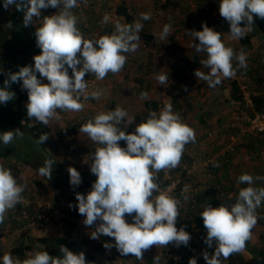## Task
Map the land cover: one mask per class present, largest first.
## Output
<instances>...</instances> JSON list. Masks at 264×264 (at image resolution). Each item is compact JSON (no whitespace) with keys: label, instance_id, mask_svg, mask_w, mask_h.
<instances>
[{"label":"clouds","instance_id":"1","mask_svg":"<svg viewBox=\"0 0 264 264\" xmlns=\"http://www.w3.org/2000/svg\"><path fill=\"white\" fill-rule=\"evenodd\" d=\"M166 2L167 0L164 4ZM3 6L5 9L15 6L17 11L22 12L25 27L33 24L34 17L37 20L41 18V9H58L56 14L43 16L42 22L36 27V46L40 49V54L33 57L34 65L23 66L17 72H10L4 86L0 87V104H7L15 97V93L9 90L11 84L22 81L21 87L27 90L28 94L27 117L35 118L44 125H48L53 118L59 119L58 113L61 111H82L83 104L89 98L86 79H96L98 83V80H103L109 73H119L127 60L124 53L133 52L137 48L135 41L141 28L139 23H136L135 27L117 23L115 30L109 35L98 39L84 38L77 27L78 18L72 12L73 8L79 12L84 9L78 8V0H4ZM152 6L153 17H158L155 15L156 6ZM219 13L230 25L231 38L240 39L252 31L254 17L264 19V0H219ZM84 16L85 13L82 17ZM164 16L165 12L160 17ZM141 18L148 20L151 16L142 13ZM192 18H196L195 14ZM109 19V15L105 14L104 23ZM83 21L87 23V18L84 17ZM201 25L202 31H199L197 26ZM11 26L10 23L9 27ZM194 27V31H189V35L199 43L193 44V47L196 52L207 54V58L200 60V63L210 69L207 73L195 71V76L205 81H200V84L206 85L207 82L210 87H215L222 79L234 77L237 71L233 67L234 59L238 61L239 67L247 66L246 55L242 51L237 54L232 47L226 46L220 32L203 22ZM169 34L170 25H165L160 38L166 39ZM89 73L95 76L85 77ZM43 78H46L48 83H43ZM156 80L160 85H165L169 75L161 73L156 76ZM173 82L179 85L177 80L170 79L167 86L178 87ZM228 82L232 83L230 79ZM205 85H202L203 88ZM99 88L101 90L100 85ZM101 92L93 91L90 95L99 99ZM82 96L86 99L83 103L80 102ZM147 96V92L141 93L142 98ZM243 99L245 101L244 92ZM246 103L249 106V103ZM250 105L252 108V102ZM159 107L162 109L159 112L150 111L148 118L139 123L133 133L121 129L120 125L128 114L117 106L114 110L101 112L81 124L77 135L75 134L79 136L76 139L78 142L85 134L95 143L92 146L98 147L92 154L90 165V171L97 179L86 195L75 193L78 202L75 207L78 211L74 209L78 212V217H84L85 226L91 227L100 221L91 232V239L97 240L100 236L113 238L114 244L104 243L106 249L115 247L121 255L131 254L137 260H143L144 252L152 246H187L191 239L184 228L178 230L176 227L180 201L170 196L167 190H161L155 181L158 173L162 175V180L164 172L168 174V170L179 165L185 146L195 140V132L173 111L171 102ZM132 122L133 118L128 124ZM23 135L19 128L4 131L0 133V142L7 146L14 139L23 138ZM47 139L48 135L42 134L37 143L43 144ZM120 141H125L126 144L121 147ZM53 163V160L46 159L38 169V174L51 180ZM68 172L70 185L78 186L81 183L80 173L74 167H69ZM175 178L177 177L170 179ZM260 179L262 178L255 177V180ZM238 182L249 186L239 190L234 204H221L219 207L207 205L200 213L207 231L204 243L208 247L215 243L212 255L206 251L202 253L206 264H221V257L226 260L234 253L242 252L251 238V230L257 223L256 210L263 206L264 187H252L254 177L247 173L240 175ZM24 190L25 186L17 182L11 170L0 164V224L4 222L8 211L23 200ZM185 199L188 197L185 196ZM69 207L73 205L70 204ZM126 215L132 217L131 223L126 221ZM59 251L62 256H50L47 251H36L29 253L28 258L23 261L5 253L2 262L86 264L83 252L74 253L64 245H60ZM154 260L155 264H160L159 256H155ZM189 264H197L196 258H191Z\"/></svg>","mask_w":264,"mask_h":264},{"label":"rangeland","instance_id":"2","mask_svg":"<svg viewBox=\"0 0 264 264\" xmlns=\"http://www.w3.org/2000/svg\"><path fill=\"white\" fill-rule=\"evenodd\" d=\"M113 1L116 4L117 0H113ZM132 1H136V0H132ZM182 1L185 5L184 7L181 6V8L184 9L185 14L190 15L193 12H198V15L195 17L199 20V22L206 23L208 26L212 25L211 26L212 29L217 32L221 31L222 41L225 43L226 46L232 47L237 54H239L242 51L246 55V65H247L246 67L244 68L239 67L238 61L235 59L233 60L232 63H233V67L237 69L238 74L240 73L243 76H246L247 79H248L249 73H251V76H254L255 81L253 82L245 81V85L249 86V89L245 91V94H244L246 95L248 100H250L253 103L252 94H254L255 96H262L258 94H264V56L261 54V52L264 54V36L260 34L257 28L255 27V25H253L252 31H250L252 35V40H253L252 43H250L249 45H242L239 41L240 39L231 38V35L229 33L230 25L223 17L220 16L219 9L212 8L213 4L215 5L219 4L218 0H205V2H207V5H205L206 6L205 10H201L200 8L202 5V2L197 3L194 1L191 3L193 5L190 8L189 1L191 0H182ZM201 1H204V0H201ZM85 2H87V0H85ZM85 2L84 0H78L79 8H82ZM170 2H171L170 0H167L168 5ZM99 3H102V2H99ZM141 3L144 8L143 13H147L151 16V18H153L152 3L149 0H141ZM12 8L14 9V6H10L8 8L9 13L11 14L13 12ZM208 8H210V11L207 10ZM53 9H56V8H52V10ZM169 9H170V5H169ZM191 9H193V11H191ZM164 12L167 18L166 21L164 22H162V20L165 19L164 17L155 16V18L159 19V24H156L157 25L156 31L158 33L162 32L163 27L165 25H170V28L174 27V25L172 24L174 23L173 20L175 19L170 15V11H164ZM84 13H85V9H82L80 12H78V16L82 17ZM171 18L173 20H171ZM6 20L7 22L9 21L8 18ZM41 22H42L41 18L37 20V18L34 17L33 24L29 26L30 28L29 27L22 28L20 31L18 32L16 31V33L14 31V35L17 36V39H14V43L17 46L16 47L17 56L16 58L13 59V61L16 62L17 65H19V68L23 66H27V65H34L33 57L35 55H38L39 48L36 46V38L35 36L31 34L30 29L31 27L32 28L38 27ZM99 24L103 26V23H99ZM88 27L89 26L87 24L84 28H88ZM189 29H190L189 31H193V29H195L194 24L190 23ZM224 36L226 40H224ZM189 38H190L189 39L190 49L194 52V54L195 55L200 54V56H204L207 58L206 53L204 52L198 53L193 47V44L199 41L194 40V38L191 37L190 35H189ZM158 40L160 41V44H165L164 40L168 42L167 39H161L160 37H158ZM170 42L174 43L173 40H170ZM155 47L160 50H163V52L165 53V50L158 43L155 44ZM20 51H22V53H20ZM254 51H255V54H257V56L259 54V56L262 57V58L259 57L260 59L258 63H254L251 61L254 59V57L256 58V55L252 53ZM7 53L8 51L6 50V48L0 45V61L4 59V56ZM159 54H163V53L160 52ZM190 54L189 56H186L184 60L189 59ZM17 71L19 70H16L15 72ZM209 71L210 69L207 70V72ZM10 72L13 73V71L9 69L3 74V77H5V80L8 78V74ZM193 72L194 73L189 74V78L193 77V81L188 82L189 83L188 96L190 99L194 98L193 103H195L196 99L198 98L200 101L206 98L207 102L209 101L211 102L214 98H216L218 103L222 104V105L221 104L217 105L219 110H223L224 108H226L227 104H224V101L227 98H229L230 91H231V86H229L230 83L228 82L229 78L222 79V82L219 85H216L215 87H210L207 82H206V85L205 83H201L202 85H205V87L195 92L193 88L194 86H197L199 79L195 76V71ZM204 72L207 73L206 70H204ZM152 73L153 71H151L149 74H152ZM69 75H71L70 70H69ZM120 75H122V73ZM135 75L138 76L139 73L136 71ZM152 76L153 75L149 77H152ZM129 77L130 75H128V78ZM170 79L174 80L171 75H169V80ZM256 80L260 81L259 82L260 84L257 83ZM200 81L205 82L203 80H199V82ZM167 84L160 85L161 87L160 91L164 89L171 91L172 88L170 86H167ZM173 84H176V83L173 82ZM177 85L178 84H176V86ZM9 90L11 91V88H9ZM100 91H102V89ZM152 91L156 92V88L152 89ZM13 102H14V99L9 101L7 104H0V133H3L4 131L13 130L14 127L16 129L20 128V130L24 133L23 137L25 139L22 141L21 140L22 138H16L12 141L11 144L7 146H5L2 142H0V151L3 149H10V153H8L7 157L0 156V164H2L5 168L10 169L14 177L17 179V182L25 186V190L22 193V196H23L24 202L29 203V209L25 210V212L27 213V218H22V217L19 218L18 216L17 218H15L13 215H11L12 212L8 211L4 222L0 224V264H3L2 258L5 253H10L14 258H18L17 256L12 254V250L20 245L26 246V245L31 244L32 238L42 237L44 239H49V238L55 239V238L64 237L66 239L65 245L67 246L69 250L71 249L69 244L75 239L81 243L82 242L87 243L89 241L97 242L98 240H102V241L110 240L111 238L106 237V236H100V238L97 240L91 239L90 234L95 229V227L100 223V221L98 220L96 224H94L91 227L85 226L83 224V221L80 220L82 216L78 217L77 213L75 212L76 210L73 207L71 208L69 207L70 204L71 205L75 204L76 206L78 203L76 200H74L75 195L73 196L72 194H75L77 190L80 188L78 192L86 195L91 190V186L93 182L96 180L95 178H92V177L90 178L92 180L89 182V185H88L89 188L87 186L81 187L80 185L73 187L72 185H70V182H69L70 181L69 172H66L64 170H59L58 168H56L55 162L53 164L51 180L40 176L38 172H36V170L24 164L25 159L28 160L29 156L31 157L29 159L30 162L32 161L36 162L37 166L40 163L39 162L40 160L37 161V153L41 151V148L38 146H35L36 142L31 138L32 132L29 130V126H33L34 124L37 123V121L35 120V118L29 119L27 117V109L26 107L22 108V103H21L20 108H16ZM90 102H91L90 100L86 101L83 104L84 108L88 107ZM242 107H243V111H246L249 114L252 113L253 104L251 108V105L249 104L248 106V104L244 101V104H242ZM196 109H199L201 114H205V118L207 120H206V125H204V124H199L197 120L194 119V117L190 115V113L186 117V119L189 121L192 127H194L195 125L199 127L197 128L195 126L196 128H193L196 134L201 135L203 132L205 134L202 140L198 142H193L192 145H188L190 149L193 148L194 157L196 156L199 157L196 163V167L193 170L195 173V175L194 174L193 175L196 180L195 181L193 179V181L196 183L199 182V184H197L198 187H195V186L194 187L195 188L201 187V188H205L206 190L208 189L210 190L212 189V187L216 189V187L218 186L220 188L222 187L225 188L221 180H219V182L215 181L214 184L210 186L207 180H209L211 176H207V175L209 174V169H213L214 166L220 167L221 162H224L226 160V157L228 155V153H226V148L228 145H232L233 141L229 140L228 138V134L230 133V130L229 129L224 130V127L226 128V126L230 122L226 120L220 123V120L216 119L217 109L215 108V106L203 107L202 103H200V106L193 104L191 111L194 112ZM61 114H63V111L58 113L59 118L63 120V117H61ZM66 116L64 118H66ZM11 117L16 119V122L14 125L8 122ZM21 121H24V123L22 124ZM49 125L53 129V131L59 130V128L57 127V124L55 125L54 123V118L49 122ZM78 137L79 136H75V139H78ZM83 139L88 140L90 142V138H88L85 134L83 135ZM246 146H248V150H246ZM259 146H260V139L258 137H247L243 139V141L240 143L238 141L237 146H235L236 153L232 156L231 161H233L234 164L236 163L239 164L241 162H247L250 165L252 164L254 166H258L260 162L258 163L257 161L259 159L256 155V152ZM29 148L34 149L35 151L30 152L28 150ZM50 149L52 150L50 155L56 157V160L58 162L60 160L59 154H56L57 152L53 150L52 148ZM11 152H14L15 156L17 157H13L11 155ZM45 155H47L46 152H45ZM241 158L243 160H241ZM186 174L189 175L190 173L187 172ZM168 175L170 178L176 177L175 174L174 175H172V173L170 174L169 170H168ZM184 176L185 175L183 174L174 179V180L180 179V183L178 185V191L181 189L185 191L187 190V188H189V186H191L192 179L188 180V178H186L182 180ZM229 176L223 177V181L225 182L226 180L230 181ZM158 177H159V173L157 174V178ZM34 179L40 181L41 183L34 184L32 181ZM210 195L211 197H209V200L211 199L214 202L213 197H216V196L214 195L213 192H211ZM173 197L177 199V194L174 193ZM189 197H190L189 199H184L180 203L182 208L185 209V211L184 210L179 211L180 214L178 216V221H177L176 226L180 225L181 220L179 221V218L185 221L184 223L187 222L190 225V223L192 222L191 220L192 216H191V213L189 212L186 213L188 211V208L191 207L192 209L194 208L197 209L199 208V204L203 202V201L197 202V199L195 196L190 195ZM61 203L66 206L65 209H62ZM261 210L264 213V204H263V207H261ZM261 214L262 213H260V217L257 219L258 221L257 224L260 225L262 229L260 230L259 228L256 227L255 231L254 230L252 231V235L256 237L255 244H254L255 246H258V243L260 240L259 236L264 233V221H260L262 220L261 219L262 216L264 220V214L262 216ZM41 215L44 216V219L41 220L40 223H38L37 220L41 217ZM10 218L11 219L15 218L16 219L15 221L17 224L15 223L13 224ZM26 219H30V222L23 224L22 223L23 220H26ZM33 219L36 220L35 223H33L32 221ZM22 234L24 235L22 236ZM203 235L205 234H202V239L205 240L206 235H205V238L203 237ZM81 243L79 244L82 250L78 251V253L83 252V248L85 247V245ZM201 244H204V248L201 246L199 247L201 248L199 250V248L197 247L200 245H197L195 251L196 252L200 251L197 253L199 264H206V261L204 260L202 253L205 251L206 252L208 251L205 249L206 244L203 242V240L201 241ZM95 245L97 246V244ZM39 246H42V247H37V245H35L32 251H26L24 255L25 259L28 258L29 253H34L36 251H42L41 249L44 246L43 245H39ZM171 247L174 248L173 244L171 245ZM189 248L190 247H187L185 249L182 248L180 250L175 248V250L173 251L174 254L172 253L174 256L171 254L169 258L174 257V259L179 260V258L184 257L183 254H185L186 252L188 253V255H191L189 253ZM164 250L161 253H164ZM99 251H100L99 248H97L95 252H99ZM208 254L210 255L209 252ZM131 258L132 256L131 257L129 256V258L127 259L128 262L131 261ZM167 260H168L167 257H164V256L162 257V261L166 262ZM223 260L225 259L221 257V264H224Z\"/></svg>","mask_w":264,"mask_h":264},{"label":"crops","instance_id":"3","mask_svg":"<svg viewBox=\"0 0 264 264\" xmlns=\"http://www.w3.org/2000/svg\"><path fill=\"white\" fill-rule=\"evenodd\" d=\"M105 1L106 3L104 1L103 3H105L106 5L103 4V6H100L101 3H99V1L97 0L89 1L90 3L88 4V6L86 5V8H85V14L87 13V16L89 19L87 18V23L85 22L84 26L81 24L80 17H78V14L75 13L74 8L72 9V12L78 18L77 27L83 33L84 38L98 39L101 36L109 35V29L114 31L116 22H115V25H113L111 22L109 23V21L107 23H104L103 21V26H101L99 22L97 21V20H101L102 18H104L105 14H108L109 17L110 15H112L113 17L116 16L115 14L116 8L111 10V12H103V11L107 10V7H113L114 5L116 6V4L119 3V1L117 0L116 4L114 3L113 0H105ZM170 1L171 2L169 3V5H170L171 10L169 9V5H168L165 11H170V15L175 19L173 20L171 18V20L174 21V23L172 24L174 25V27L170 28L169 37L166 38L168 42L164 40L165 44H160L158 37L161 36V33H158L156 31L157 30L156 24H159V19L153 17L148 20H143L141 18V14L143 13V9H144L142 6L141 0H136V1L123 0L122 2L123 6L127 9L128 14H130V17H132L134 20L129 21L130 23L127 24L125 22L126 19L124 17H120L119 24L132 25L133 27H135L136 23H139L141 25V28L137 32L138 39L135 41V43L137 44V48L133 52L124 53V55L127 57V60H126L124 67L119 73H116V74L109 73L103 80H98L100 87H102L101 88L102 92H101L99 99H97L93 104L90 102L89 106L85 107L82 111H79V112L63 111V114H61V117H63V120H61L60 118L59 119L54 118V123L55 125L57 124V127H60V130L63 131L68 128H71L72 132H75L76 121L77 119L81 121V116L93 117V115L97 114V111L99 109L104 110L101 112H106L117 106L123 108L128 114L125 117L122 124L120 125L122 130H126L127 127H130L128 122L132 118H133V122L131 124L137 126L139 123L145 121L148 118L150 111L159 112L162 109L159 107V105L164 106V104L168 102L172 103L174 112L179 111V110H185L187 104L191 106L193 104L200 106V103H202L203 107L215 106V108L217 109L216 119H219L220 123L226 120L228 121L230 120L231 114H232L231 108L229 106L228 107L226 106V108H224L223 110H219V108L217 107L218 102L216 98H214L211 102L210 101L207 102L206 98H204L201 101L198 98L196 99L195 103H193L194 98L189 99V96H188L189 83L188 82L193 81V77L189 78V74L194 73L193 71H196V70H201V71L206 70V72L208 70V68L203 67V65H201L200 63V60L206 59V57L200 56V54L198 53H196L198 55H195L194 52L190 49V45H189V39H190L189 34H188L190 30L189 24L192 23L194 25H199V24H202V22H199L197 18H192L193 17L192 15L195 14V16H197L198 12H193L190 15L184 13V9H182L181 6L184 7L185 4L183 3L182 0H170ZM194 1L197 3L202 2V5L200 7L201 10L206 9L205 5H207V2H205V0L204 1H201V0L189 1L190 8L193 5L191 3ZM207 10H209V8ZM57 11L58 9L52 10L51 7L47 9H41V19H43V16L56 14ZM191 11H193V9H191ZM164 18L165 19H163L162 22L166 21L167 19L166 15L164 16ZM190 18L192 21L190 20ZM87 24L89 27L84 28ZM211 26L209 25L210 28H212ZM144 36H147V37L151 36V37L145 38ZM170 40H173L174 43H171ZM224 40H226L225 36H224ZM252 41L253 40L251 39V43ZM157 43L165 50V53L163 52V50H160L155 47V44ZM189 51L191 54L189 53ZM160 52H162L163 54H159ZM252 53L255 54V51ZM189 54H190V58L184 60V58L186 56H189ZM261 54L264 56L262 52ZM158 55H164V56H167L168 58L166 59L165 62L161 63L160 61H157ZM255 55H256V58L254 57V60H252V62L258 63L259 59L262 57L259 56V54L258 56L257 54ZM141 66L143 68H141ZM165 66H168L169 69L165 68ZM136 71L139 73L138 76L135 75ZM151 71H153V73L149 74ZM70 73H71V70H70ZM121 73L122 75H120ZM161 73H166L168 75H171L173 79L177 80V82L179 83L178 87L170 86L172 88L171 91L166 90V89L160 91L161 87L158 81L156 80V76ZM128 75H130L129 78H128ZM147 75L149 76L153 75V76L149 77ZM85 76H95V75L89 73V74H86ZM42 82L48 83L46 78H43ZM229 86L231 85L229 84ZM153 87L156 88V92L152 91V89H155ZM201 88H203V86L200 84L198 80L197 86H194L193 89L195 92H197ZM142 92L148 93L147 98L141 97ZM26 104H27L26 102H22V108L26 107ZM155 104H157V109H155L154 107ZM189 113L199 123V119L197 118V116H200L201 114L199 109H196L194 112L189 111ZM65 116L66 118H64ZM195 126L199 128L197 125ZM91 145L92 144L88 140H83V143L80 146L82 148H85V147H90ZM246 150H248V146H246ZM184 151L186 152V158L188 160H186L185 158H182L180 161L181 164L179 163L180 166L178 165L176 168L169 170V172L170 174L172 173V175L175 174L176 177L184 174L185 176L182 178V180L186 178H188V180L192 179L191 186H189L190 189L187 188V190H185L186 196L188 197V199L190 198L189 197L190 195L196 196L197 194L199 197H204L203 202L199 204V208H197L196 210V213L198 215H196L195 217V220L196 218L199 219L198 224L200 226L194 225V222H193L194 215L193 214H191L192 222L190 223V225L187 222L184 223L185 221L179 218V221L181 220L180 225L176 226L178 230L180 228H184V230L190 234L191 239L189 241V244L187 246L181 245L179 247L173 244L174 248L171 247L172 244H169L167 247L152 246L149 250L144 252L143 260H137L131 254L127 256L121 255L115 247H112L111 249H106L103 246L104 243L105 242L108 243L113 238L107 241L98 240L97 242L89 241L87 243H84V242L81 243L75 239L73 240V242L75 241L78 242V248H80V250H82V248L79 243L85 245V247L83 248V253L85 254V257H86V264H116V263L117 264H155V260H154L155 256H159L161 258L164 256V257H167L168 260L171 259L174 261V257L169 258V256L173 253L175 248L180 250L182 248L185 249L187 247H190L189 253L191 255H188V253L186 252L185 254H183L184 257L179 258V260L182 259L181 261H185L189 264V260L195 257L197 260V264H199L197 253L200 251L196 252L195 250H196L197 245H200L197 248L201 246L204 248V244H201L202 240L204 242V239H202V234H205L207 236V231L204 227L203 219L202 217H200V213L202 212V210H204V207L207 205L219 207L221 203L214 204L211 199L209 200V197H211L210 195L211 192H213L214 195L216 196V197H213L215 198L214 201L217 200V195L213 191V187L210 190L209 189L206 190L205 188H201V187L195 188V187H198L197 184H199V182L196 183L193 181V179L195 180L194 178L195 173L193 170L196 167V163L199 157L197 156L194 157L193 148L190 149L189 147L185 146ZM241 160L243 159L241 158ZM257 161L259 163V160ZM91 162H92L91 158L85 157V159H83L84 166H90ZM236 164L232 165V169L229 173L230 181L226 180V182L223 181V177L225 176L222 173L224 166L226 164L224 162H221L220 167L219 166L213 167L214 171L217 172L216 174L219 176L218 177L216 175L215 176L217 177L216 179L221 180L224 186H229L231 189H233V191H235L236 194L233 192L235 199L233 200L232 204L236 202V197L238 196L239 190L243 187L249 186L247 184H240L238 182V177L240 175L245 174V173L250 174V175L260 174L264 177V167L261 163L258 166H254L252 164L250 165L247 162H241L237 165ZM187 172L190 174L187 175L186 174ZM210 174L211 172H209L207 176H210ZM80 175H81V183L79 185L81 187L82 186L88 187L89 182L92 180L90 179L92 176L88 174H83V175L80 174ZM159 177H160V174H159ZM207 181H208V184L212 186L210 184V182L212 181L211 177ZM251 186L256 187V188H262L264 187V181L262 180L256 181L254 178V183ZM79 189L77 190V192L79 191ZM175 193L177 194V192ZM72 195L74 196L75 194H72ZM183 198L185 199V196ZM205 200H208V203L207 202L204 203ZM262 204H264V202H262ZM186 213H188V211ZM256 213H257V219L260 217V213H262L261 216L264 214L261 210V207L257 208ZM125 219L128 223H131L132 221L131 216L128 217L126 215ZM261 219L262 220L260 221H264L263 216ZM257 223L251 230V238L246 242L245 249L242 252L232 254L233 259L236 262L252 257L250 249H252L251 246H255L254 244L256 240V237L252 235V231L253 230L255 231L256 227L259 228L260 230L262 229L261 226L258 225ZM205 235H203L204 238H205ZM94 243L97 244V246ZM86 248H87V251H86ZM97 248H99L100 250L99 252H95ZM200 249L201 248H199V250ZM205 249L210 253V255H212L215 250V243H213L212 247H208L206 245ZM88 250H90L89 253H88ZM163 250H164V253H161ZM129 256L130 257L132 256V258H131V261L128 262L127 259L129 258ZM161 258H160L161 260L160 264L161 263L165 264V261H162ZM18 259L23 261L25 259V256L23 258H18ZM223 261H224L223 262L224 264H228V259L223 260Z\"/></svg>","mask_w":264,"mask_h":264},{"label":"trees","instance_id":"4","mask_svg":"<svg viewBox=\"0 0 264 264\" xmlns=\"http://www.w3.org/2000/svg\"><path fill=\"white\" fill-rule=\"evenodd\" d=\"M89 1L90 0H87V2H85V0H84V2H85L84 6H83L84 9L86 8V5L88 6V4L90 3ZM97 1L102 2L100 4V6H103V4L106 3L105 0H97ZM103 1L105 3H103ZM118 1H119V3H117L116 6L114 5L113 7H107V10H105L103 12H111V10L116 8L115 9L116 16L113 17L112 15H110L109 23L111 22L113 25H115L114 22H116V24H117V23H119V18L120 17H124L126 19L125 22L128 24V23H130L129 21H133L134 19L132 17H130V14H128L127 9L123 6V3H122L123 0H118ZM3 4H4V0H0V45L2 47H5L6 50L8 51V53L5 54L4 59L0 61V87L4 86L5 77H3V74L7 70L11 69L13 71V73L16 70H19V65H17V63L13 61V59L16 58V56H17L16 55V52H17L16 47L17 46L14 43V39H17V36L14 35V31L16 33V31L18 32L22 28H26L23 25V13L17 11L15 6H14V9L12 8L13 12L11 14V13H9L8 9L4 8ZM167 6H168L167 2L162 6L164 11L167 9ZM212 8H218L219 9V4L218 5L213 4ZM74 10L77 13L79 12V10L76 9V8H74ZM208 11H210V8H209ZM8 15H10V16H8ZM84 17L88 18L87 13H86V16H84ZM84 17H80V22H81V24L83 26L85 24V22L83 21ZM7 18L9 20L8 22L6 20ZM97 21L99 23H103V18L101 20H97ZM10 23L12 25L11 27H9ZM95 25H97V24H95ZM254 25L257 28L258 32L264 36V19L259 18V17H254ZM241 26H243V24ZM35 29L36 28H32V27L30 29V32H31V34L33 36H35ZM112 32H113V30L109 29V34H111ZM218 32L221 33V38H222V32L221 31H218ZM142 37H143V35H142ZM144 37L145 38H150L151 36H149V37L144 36ZM88 39H90V38H88ZM251 39H252L251 32H247L243 38H240L239 41H240V43L242 45H249L251 43ZM152 47H153V45H152ZM20 53H22V51H20ZM38 54H40V49H38ZM167 58H168L167 56L158 55L157 61H160L161 63H163V62L166 61ZM141 68H143V67L141 66ZM165 68L169 69L168 66H165ZM37 76H38V78H40L38 73H37ZM249 76H248V79L246 81H252V82L255 81L254 76H251V73H249ZM85 77H90V76H85ZM256 82L259 83L260 81L256 80ZM21 85H22V81L20 83H12L11 86H10L11 91H14V93H15V97H14V102L13 103L15 104L16 108H20L22 102L28 103L27 90L22 89ZM240 88L241 87H240L239 84H236L235 82H232L231 83V91H230L229 98H227L224 101V104H227V107L229 106L231 108L232 114H233V109H232V106L230 104L231 101H240V102H242V104H244L243 91ZM248 89H249V86H246L245 91H247ZM258 95H262V96H255L254 94H252V96H253V98H252L253 99L252 111L264 112V94H258ZM88 100H90L91 103L93 104L97 99H94L91 96H89ZM81 103H83V102H81ZM218 104H221V103H218ZM242 104H241V106H239L240 110H243ZM154 107H155V109H157V104H155ZM115 108L116 107L110 109V111L114 110ZM191 109H192V106L187 104L185 110H179V111H176V113H178L180 115L182 121L185 124H187L189 127H191L193 129V128H196V127L195 126L192 127L191 124L189 123V121L186 119V117L188 116L189 111H191ZM99 110L97 111V114L101 113V111H104L102 109H99ZM232 114H231V118H232ZM96 115H93V117L81 116L82 121L77 119L75 132H72L71 128H68V129L62 131V130H60V127H58L59 130H54L53 131V129L50 127L49 124L48 125H44V124H42V123H40L38 121L33 126H29V130L32 132V137L31 138L36 142L35 146H38V147L41 148V151H39L37 153V161L40 160L39 161L40 163L37 166L36 162H33V161L30 162L29 159L31 157L28 155L29 159L28 160L25 159L24 164L26 166H28V167H32L34 170H36V172H38V169L43 166L44 161L46 159H51V160H53L55 162V167L58 168L59 170H64V171L68 172V168L69 167H74V168L77 169V171L80 174H82V175L83 174H88V175L92 176V178L97 179V177L91 173L90 166H84L83 165V159H85V157L86 158H91L92 154L95 152V148L98 147V146L97 145L92 146L95 143L90 140V143L92 145L90 147L82 148L80 145L83 143V140H85V139H82L80 142H78L75 139V134H77V132L79 131L81 124L86 123L88 120L94 118ZM197 118L199 119V124L206 125V120L207 119L205 118V114H200V116H197ZM231 118L229 120L230 123H231ZM8 122L11 123L12 125H14L15 122H16V119L11 117ZM129 126L130 127H127L125 131L128 132V133H133L135 131L136 126L133 125V124H129ZM15 129L16 128L14 127L13 130H15ZM224 130H226L225 127H224ZM42 134H47L48 135V139L43 144H38L37 140L39 139V137ZM204 135H205L204 132L201 135H198V134L195 133L194 142H198V141L202 140ZM24 139L25 138L23 137L21 140L23 141ZM119 143L124 145L126 142L125 141H120ZM192 144H193V142H190L186 146L189 147L188 145H192ZM50 148L55 150L57 152L56 154H59V159L60 160L58 162L56 160V157L50 155V153L52 152V150ZM28 150L30 152L35 151L34 149H31V148H29ZM45 152H46L47 155H45ZM8 153H10V149H3V150L0 151V156L1 157L2 156L7 157ZM235 153H236V148H235V152L228 153V155L226 157V160L224 161V163L226 164L224 166V169H223V172H222L224 176H229V173H230L229 171H230V169H232V165H234L233 161H231V158H232V156ZM11 155L13 157H17V156H15L14 152H11ZM182 158H185L186 160H188L186 158V152L185 151L183 152ZM209 172H211V174H212V175H210L211 179H212L210 184L213 185L215 181L219 182V179H216L217 177H215L217 175L216 174L217 172H215L214 169H209ZM252 175H253L254 178L257 177V176L261 177L262 179H260V180L264 181L263 180L264 177L262 175H260V174H252ZM24 180H26V179H24ZM32 181H33L34 184H40L41 183L40 181L35 180V179L32 180ZM155 182L161 188H165L167 186V184H168V181L161 180V177L157 178ZM48 183H49V181H48ZM224 187H225V188H223L224 190H227V191L235 193V191H233V189H231L229 186H224ZM213 191L217 195V200L214 201L213 203L214 204H217V203L226 204L225 203L226 200L224 198H221V197L218 196L219 191L217 189H215L214 187H213ZM195 197L197 199V202L198 201L200 202V201L204 200L203 199L204 197H199L198 194ZM234 199H235V196L230 201L228 206L233 203ZM206 202L208 203V200L204 201V203H206ZM26 210H28V209H26ZM196 210H197L196 208L192 209L190 207L188 212L194 215V217H193L194 225L198 226L199 225L198 224L199 223V219L196 218V220H195L196 215H198L197 213H195ZM21 212H22L21 206L18 205L17 211L16 212H12L11 215H13L15 218H17V216L21 217L22 216ZM15 218H12V219L10 218V220H12L13 224L14 223L17 224L16 221H15L16 220ZM29 222H30V219H26V220H23L22 223L24 224V223H29ZM23 235L24 234H22V236ZM259 239L260 240H259L258 246H251V248H252V249H250L251 254H252L251 258H248V259H245V260H240L239 262H236L233 259V256L231 255V256H229L227 258L228 259V264H264V233L259 236ZM65 242H66V239L62 238V237L55 238V239L54 238L44 239L42 237L32 238L31 244L26 245V246L20 245V246L14 248L12 250V254L17 256L18 258H23L25 253H26V251H32L35 245H37V246L38 245H43L44 247L41 250L42 251H47L50 256H62V253L59 251V247H60V245L66 246ZM69 246L71 247L70 251H72L74 253H77L80 250V248H78V242H76V241L75 242L72 241L69 244ZM86 251H87V248H86ZM89 252H90V250H88V253ZM181 260L182 259H180L179 261L174 259V261H173V260L169 259L167 262H165V264H188L187 262L181 261Z\"/></svg>","mask_w":264,"mask_h":264},{"label":"built area","instance_id":"5","mask_svg":"<svg viewBox=\"0 0 264 264\" xmlns=\"http://www.w3.org/2000/svg\"><path fill=\"white\" fill-rule=\"evenodd\" d=\"M149 1L153 5H155L157 8L155 15H157L158 17L163 16L164 11H163L162 5L164 4L165 0H149ZM80 10H81V8H80ZM193 16H194V14H193ZM197 29L199 31H202L201 26H197ZM229 79L232 82H237V84H239L241 87L240 89L245 94V89H246L245 81L247 80L246 76L238 75L237 71H236L235 76L232 78H229ZM86 80L88 83V89H87L88 96H91L90 94L93 91L98 90L100 92V88H99V85H98L96 79H86ZM244 96H245V101L250 104L251 101L246 98V95H244ZM84 100H86V99H84L82 96L80 102H84ZM230 104H231L232 109H233V114H232V118H231V123H229L226 126V130H228V129L230 130V133L228 134V138H229V140H232L233 143H232V145L227 146L226 153L235 152V146H237L238 141L240 143L243 141V139H245L247 137H258L260 139V146L257 150L256 155L259 158V162L264 167V113L263 112H254L253 114H248L247 112L239 109V106H241V104H242V102H240V101H231ZM120 146L123 147L121 143H120ZM162 180L168 181V184L165 188L160 187L161 190H167L168 194L172 197H173V194L177 191V199L181 203L184 200L183 197L186 196V192L183 189H181L179 191L177 189L178 185L180 183V179L171 180L168 177L167 172H164V177L162 178ZM216 189L219 191L218 196L221 198H224L226 200L225 205H228L230 203V201L234 198L233 192L224 190L223 187L220 188L219 186L216 187ZM158 194L159 193H154V195H158ZM18 205H20L21 209H22V212H21L22 216L21 217L27 218V213L25 212V210L29 209V203L24 202V200H22L20 203H18L14 209L10 210V212H16L18 209ZM72 205H73V208H75L77 210V208L75 207V204H72ZM61 207L64 209L66 206L61 203ZM182 210L185 211V209H183L181 204H180L179 205V211H182ZM79 216H81V215H79ZM43 219H44V216L41 215V217L37 220V222L40 223V221ZM80 220L83 221L84 217L82 216ZM32 221H33V223L36 222L35 219H33ZM108 243L114 244V239L110 240Z\"/></svg>","mask_w":264,"mask_h":264}]
</instances>
